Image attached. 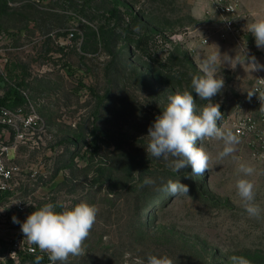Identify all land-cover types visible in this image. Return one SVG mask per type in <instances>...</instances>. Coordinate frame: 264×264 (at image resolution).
<instances>
[{"label":"rangeland","instance_id":"rangeland-1","mask_svg":"<svg viewBox=\"0 0 264 264\" xmlns=\"http://www.w3.org/2000/svg\"><path fill=\"white\" fill-rule=\"evenodd\" d=\"M244 1L264 14V0ZM207 11V0H0V90L17 86L43 127L37 148H19L23 171L0 198L32 203L25 213H7L22 219L48 202L95 205L83 252L66 264H141L149 255H167L173 264H230V256L241 255L264 264V218L247 215L234 188L238 164L253 166L247 179L264 209V161L240 139L238 160L218 159L223 141L206 138L197 146L210 155L208 169L189 177L190 166L175 173L171 158L145 150L149 126L179 93L155 82L149 65L193 78L208 55L235 57L218 65L225 86L212 98L224 115L218 126L233 133L238 104L264 76L246 58L264 65V49L247 30L258 18L244 16L239 1L240 33L222 38L220 20ZM138 159L169 175L145 186L135 178ZM169 179L188 193H157Z\"/></svg>","mask_w":264,"mask_h":264},{"label":"clouds","instance_id":"clouds-1","mask_svg":"<svg viewBox=\"0 0 264 264\" xmlns=\"http://www.w3.org/2000/svg\"><path fill=\"white\" fill-rule=\"evenodd\" d=\"M253 17H260V11H254ZM247 30L255 39L258 49H264V18L254 19L247 25ZM246 56V51L244 52ZM235 58V57H234ZM220 51L208 55L201 63L200 73L191 80V91L168 96V103L156 116L148 128V143L145 148L148 157L169 161L168 166L175 173L181 169L191 167V176L202 175L207 169L210 155L197 146L198 141L206 138H215L223 141V148L218 152L217 158L231 157L238 160L235 155L239 137L231 130H224L218 126L223 119L220 104L214 103L212 98L221 93L225 86L223 76L217 75L218 65H230L234 59ZM253 70H264L255 56L246 57ZM264 80V79H262ZM208 101L199 112L196 110L194 95ZM256 92L248 93L249 99ZM257 170L246 163H239L234 188L242 201L247 215L257 219L264 218L262 209L255 202L254 184L247 179ZM144 184H154L151 178H145ZM169 193L172 197L187 194L188 186L180 180L169 179L159 189ZM57 208L62 209L57 211ZM2 212V211H0ZM98 209L95 205L81 202L72 207H65L60 202H48L36 208L26 220L21 222L13 216V223L20 224L25 239L36 245L41 251L48 254L50 264H66L69 255L82 254V244L90 234ZM40 257L36 264H39ZM230 264H251V261L241 255L229 257ZM141 264H173L167 255H149Z\"/></svg>","mask_w":264,"mask_h":264},{"label":"built area","instance_id":"built-area-1","mask_svg":"<svg viewBox=\"0 0 264 264\" xmlns=\"http://www.w3.org/2000/svg\"><path fill=\"white\" fill-rule=\"evenodd\" d=\"M208 11L218 17L221 24V37L238 35L239 1L238 0H207ZM206 43V40H203ZM0 74L3 75V65L0 61ZM264 76L258 77L250 92L255 91L249 99H242L237 107V113L232 121L234 134L239 137L249 149L252 158L264 161ZM24 113L22 107L8 108L0 105V196L12 191L16 186L23 169L14 162V155L23 145L37 148L41 141L43 127L34 113L32 103L26 101ZM32 203L17 200L5 201L0 206V264H50L48 254L36 245L28 242L21 227L15 229L11 218L14 212L25 213ZM11 214L10 216L7 214ZM23 222L26 220L16 216Z\"/></svg>","mask_w":264,"mask_h":264},{"label":"trees","instance_id":"trees-1","mask_svg":"<svg viewBox=\"0 0 264 264\" xmlns=\"http://www.w3.org/2000/svg\"><path fill=\"white\" fill-rule=\"evenodd\" d=\"M166 65H162L160 62H157L147 67L153 80L161 85L177 88L179 93L185 92L183 89L184 86H187L189 89L188 91H191L190 84L192 78H190L186 73H178L174 71L173 66L170 67ZM162 72H165L167 75H162ZM4 84L5 80L0 78V88H3ZM193 95L196 105H199L201 108L206 106L208 101L199 99L195 93H193ZM22 104H25V98L20 94L17 86L15 85L6 89L3 97L0 99V105L6 106L8 108H16ZM139 143L142 145L144 141L140 140ZM147 160L148 159H138V161H135V178L140 180L141 183H143L145 178L152 179L155 177L156 179V176H162L163 178L167 174L169 175L168 170L162 169V171H159L160 167H157L155 164L147 165ZM144 185L147 187H152L151 184ZM162 185L163 183L159 185V189L162 187ZM159 189L157 193L164 192Z\"/></svg>","mask_w":264,"mask_h":264},{"label":"crops","instance_id":"crops-1","mask_svg":"<svg viewBox=\"0 0 264 264\" xmlns=\"http://www.w3.org/2000/svg\"><path fill=\"white\" fill-rule=\"evenodd\" d=\"M240 1V3H241V8H242V11H243V13H244V16H245V14H248V15H252V13L254 12V11H259V10H257V9H254L252 6H250L249 5V3H247V1H244V0H239ZM246 13H245V12ZM250 13V14H249ZM242 13H240L239 15H240V17H242V15H241ZM253 16V15H252ZM256 18H264V14L261 12V16L260 17H256ZM5 80V79H4ZM0 89H2V88H0ZM4 93H5V91H2V90H0V99L3 97V95H4ZM1 128V127H0ZM20 157H22V155H20V153H19V150L17 151V153L14 155V162H16L20 167H21V164L19 163V158ZM1 196H3V195H1ZM0 196V197H1ZM6 200H2L1 198H0V206H2L3 204H4V202H5Z\"/></svg>","mask_w":264,"mask_h":264}]
</instances>
